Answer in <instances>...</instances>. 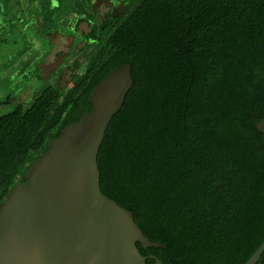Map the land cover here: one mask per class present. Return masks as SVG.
<instances>
[{"label": "trees", "instance_id": "obj_1", "mask_svg": "<svg viewBox=\"0 0 264 264\" xmlns=\"http://www.w3.org/2000/svg\"><path fill=\"white\" fill-rule=\"evenodd\" d=\"M126 3L86 36L97 41L71 86L49 79L26 104L0 100V207L61 130L92 110L93 89L131 63L133 86L98 151L102 194L165 246L137 243L146 264H245L264 241V0ZM89 4L92 17L74 12L75 24L99 22ZM9 5L23 4L0 0Z\"/></svg>", "mask_w": 264, "mask_h": 264}, {"label": "water", "instance_id": "obj_2", "mask_svg": "<svg viewBox=\"0 0 264 264\" xmlns=\"http://www.w3.org/2000/svg\"><path fill=\"white\" fill-rule=\"evenodd\" d=\"M132 86L131 63L110 72L89 97L92 110L61 130L4 200L0 264H146L137 243L165 248L100 189L98 151ZM256 128L264 139V118ZM263 252L264 241L245 264H256Z\"/></svg>", "mask_w": 264, "mask_h": 264}, {"label": "rangeland", "instance_id": "obj_3", "mask_svg": "<svg viewBox=\"0 0 264 264\" xmlns=\"http://www.w3.org/2000/svg\"><path fill=\"white\" fill-rule=\"evenodd\" d=\"M120 1L127 4V0ZM21 2L23 5L16 8H10V5L5 8L0 7L2 11L7 9L4 13L8 14V18L3 12L0 15V100H4L6 95H15L19 102L26 104L37 95L40 84L49 79L58 89L71 86V75L75 73L73 65L66 67L57 77L56 82L52 77L57 71L55 64L61 61V56L57 54L61 52L67 55L70 47L75 49V44L78 43V34L72 29L77 21L73 13H84L91 18L94 12L92 5L89 4L91 0H21ZM93 2L95 8L98 5V11L101 12L106 11L107 6L112 2L119 3L117 0H93ZM53 6L58 7V11L51 10ZM41 19L46 20V23L56 24L54 27H57V30L53 36L59 38L55 39V41L59 40V43L51 42L52 35L48 33L51 30H42ZM96 19L97 16L94 20ZM33 20H37L35 22L37 27L32 25ZM83 45L82 43L80 46ZM87 59L78 67L77 74H82ZM27 60H30L29 65ZM81 60L82 58H77L78 65ZM38 71L41 80L30 79L29 74L35 76Z\"/></svg>", "mask_w": 264, "mask_h": 264}, {"label": "flooded vegetation", "instance_id": "obj_4", "mask_svg": "<svg viewBox=\"0 0 264 264\" xmlns=\"http://www.w3.org/2000/svg\"><path fill=\"white\" fill-rule=\"evenodd\" d=\"M117 1L119 3L116 4V3L112 2L111 5L109 4V6H107L106 11H104V12L98 11V18H99L98 21L99 22H97V23L93 22L92 25H90V28H88L87 25L84 23H80L79 25L74 24V27L72 29L76 32V34H78V37H79L78 43L75 44L76 45L75 49L70 47V50L68 51L67 55H63L64 57H61V61L57 62L55 64V66L58 69V67L62 64L63 59H64V62L67 61V63H68L64 67L61 66L62 70L60 72L55 71L56 73L52 76L55 79V82L57 80V77L64 72L66 67H68L69 65H73L74 70H76L75 67L76 66L78 67L82 62H84L85 59L88 58V56L91 52V49L87 48V47L89 46V44L95 43L97 41V39L96 38H90V40H88V39H86V36L90 35L92 33V30L100 31V29H99L100 25L99 24H100V22H102V20H108L110 15H112L113 17H118V16L123 15L126 12L127 4H124V2H122L120 0H117ZM92 34L95 37L97 35V33H95V34L92 33ZM56 38L59 39L58 37H56ZM56 38L53 36L51 39V42L53 43ZM55 43H59V40H56ZM82 43L84 45L81 47L80 45ZM55 47H53V48H55ZM78 57L82 58L81 63H79V65L77 64V61H76ZM72 75H71V79H72ZM70 82H71V80H70ZM62 89L60 88V90H62Z\"/></svg>", "mask_w": 264, "mask_h": 264}]
</instances>
